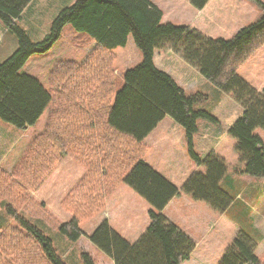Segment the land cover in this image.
<instances>
[{
  "label": "trees",
  "instance_id": "1",
  "mask_svg": "<svg viewBox=\"0 0 264 264\" xmlns=\"http://www.w3.org/2000/svg\"><path fill=\"white\" fill-rule=\"evenodd\" d=\"M31 0H0V22L17 40L16 50L0 64V119L20 129L33 125L47 110L44 130L24 150L10 171L0 168V264H65L52 241L31 219L50 212L32 194L62 158L71 154L84 173L60 200L69 214L54 228L70 241L84 234L80 224L100 214L108 196L124 183L152 207L145 231L129 243L109 223L100 222L88 236L113 264H182L195 243L161 212L179 193L223 214L233 202L221 187L228 165L214 153L190 152L203 172L189 175L180 189L143 161L145 140L165 118L181 126L191 141L197 120V95L184 90L154 64V52L170 49L216 89L241 107L228 129L243 174L264 180V145L255 130H264V91L238 76L237 70L264 46V0H250L261 10L253 22L226 40L205 36L188 26L162 23V9L151 0H76L62 9L41 42H32L17 22ZM209 0H189L202 9ZM89 34L95 42L80 62H59L48 75V89L19 73L28 58L46 52L65 25ZM131 37L142 61L123 74L116 91L114 49ZM191 147V144H189ZM48 222V221H47ZM49 223V222H48ZM51 224V223H50ZM52 225V224H51ZM256 242L237 227L216 264H264ZM82 264H95L85 252Z\"/></svg>",
  "mask_w": 264,
  "mask_h": 264
},
{
  "label": "rangeland",
  "instance_id": "2",
  "mask_svg": "<svg viewBox=\"0 0 264 264\" xmlns=\"http://www.w3.org/2000/svg\"><path fill=\"white\" fill-rule=\"evenodd\" d=\"M75 1L31 0L24 8L17 24L32 42H41L50 33L52 22L58 13L71 6ZM151 1L161 7L163 12L162 23L186 26L184 21L191 16V12L188 9V4L183 0ZM211 13L212 11L209 10L208 15ZM260 15L261 11L257 17ZM206 16L207 14L204 17ZM191 19L196 20L192 23L190 20L189 26L195 22L201 23V21H197L199 19L197 15ZM213 28L212 33L222 34L217 24H214ZM232 36L222 39L228 40ZM94 47L95 42L89 34L84 31H77L69 24L65 25L56 42L46 52L30 56L19 73L36 78L45 89H48V75L57 63L80 62ZM16 48L15 35L0 22V64ZM261 48L253 55L262 56L264 48L262 51ZM113 51L117 91L123 84L124 72L142 61V53L135 46L131 37L125 46L117 47ZM154 54V64L160 70L166 67L164 69H167L168 74L184 90L186 97L197 95L193 109L206 112L212 119H198L196 122L197 132L189 141L185 130L171 118L165 117L146 138L145 144L148 150L143 156V161L158 173L164 172L168 179L177 183L199 168L190 155V150L201 159L213 151L214 154L223 158L228 165L227 178L231 181V185L228 186L231 187L228 190L229 194L235 195L236 191L242 193L243 196L240 201L249 210V214H247L244 209L240 210L238 203H235L229 214L223 215L215 229L200 241L199 239L204 234L203 227L208 216L214 218L217 216L205 204L193 202L187 197L190 202L196 205L190 212H186L190 218L187 226L188 234L196 246L192 253V257H194L192 261H186L182 264H210L209 259L213 261L215 259L217 263L219 258L217 255H221L231 242L237 227L241 228L256 242V255L261 257L264 253V180L242 173L244 166L239 162L233 149L235 141L227 135L232 123L241 116V107L231 96L224 95L209 82L199 80L195 71H191L193 69L190 70L179 59V56L170 49L161 52L155 51ZM255 62L254 60V64L244 63L237 70V74L242 79H244L243 76L250 77L248 78L249 81H252L250 85L254 88L264 87V63ZM262 62H264V58ZM47 115L46 110L33 125L25 129H20L0 119V168L10 171L17 164L26 147L44 130ZM254 133L260 137L264 145V130L257 129ZM172 163H174V167L167 168ZM198 171L202 173L203 168L200 167ZM83 173L82 164L73 155H65L37 191L32 194L36 200L44 203L51 213L50 217L46 216L49 223L42 218L31 219V221L51 239L55 251L65 264H82L80 260L82 252L88 253L95 264H113L107 255L89 242L88 236L99 222L106 220L120 235L130 231L131 234L125 238L129 243H132L134 235L140 233L142 228L147 225L146 221H149V211L152 210V207L130 187L122 183L108 196L105 207L100 214L80 224L84 233L82 237L77 241H70L60 234L57 228H54L53 223L55 220L59 222L69 220L70 216L61 207L60 200ZM175 186L177 187V184ZM170 217L179 218L176 214L171 213ZM182 223L184 222L182 221ZM197 241L198 243H196ZM202 258L207 260L202 262Z\"/></svg>",
  "mask_w": 264,
  "mask_h": 264
},
{
  "label": "crops",
  "instance_id": "3",
  "mask_svg": "<svg viewBox=\"0 0 264 264\" xmlns=\"http://www.w3.org/2000/svg\"><path fill=\"white\" fill-rule=\"evenodd\" d=\"M183 1L186 4H188V9L191 12V16L188 17L187 19H185V21H184L185 23L184 24L186 26H189L188 23H189L190 20H191V23L196 20V19H191V18L195 17L196 15H197V17L199 16V19L197 21H201V23L195 22L192 25H190L189 27L197 30L198 32H200V33H202V34H204L205 36H208V37H215V36H218L219 38L230 37L238 29H240V28H242V27H244V26H246V25H248L250 23H253L258 18L257 15L259 14V11H261L260 8L255 3H253L250 0H209L206 3V5L200 10L195 9L194 7H192V5L190 4V2L188 0H183ZM209 10H211L212 13L208 15ZM206 14H207V16L204 17ZM214 24H217L220 27L219 29L222 31V34H219V33L215 34V33L211 32L212 30H214V28H213ZM263 48H264V46L261 48V51H262ZM154 57H155V54H154ZM263 58H264V52H262V56L261 55H257V54L253 55L246 63H253L254 60L257 63H264V62H262ZM179 59L181 61H183L180 57H179ZM187 66L189 67L190 70L193 69L191 71H195V73H196L195 75H196V77L199 80L202 79V80L206 81L198 73V71L196 69L192 68L189 65H187ZM164 68H166V67H164ZM164 68H163V70L168 73L167 69H164ZM257 74H259V73H257ZM243 78H244V80L247 83L251 84L250 82H252V81H249L250 79H248L250 77H244L243 76ZM255 89L258 90V92H260V93H262L264 91V87L263 86L257 87ZM224 95H226V94H224ZM226 96L229 97V95H226ZM211 152L214 153L213 151H211ZM173 167H174V163H172L171 166L167 167V168H173ZM199 168H200V166H199ZM199 168L196 169V170L198 171ZM161 174L164 177H166L164 172H162ZM188 177H189V175H187L186 177H184L183 179H181L177 183H173V181H171V179H168V177H166V178L168 180H170L174 185L177 184V188L180 189L181 186L183 185V183L185 182V180ZM230 185H231V183L229 184L225 180H223L221 182V187L228 193H229V191H228L229 188H231V187H228ZM234 189H236V188H234ZM231 196L233 198V202H232L231 206L226 210V212H224L223 214H220V215L215 213V216H217L215 218L212 217V216H208V219L206 220V223H205V225L203 227L204 234L201 237V239H199L200 241L205 239L206 235H209L215 229L216 224L220 222V219H221V217L223 215H228L229 214V211L233 208L235 203H238V205L240 206V210L244 209V211L247 214H249L248 208L246 206H244L241 203V201H240L242 196H243V194L240 193L239 191H236L235 195H231ZM194 207H196L195 204L190 202V200L187 199V197L184 196L182 193H179L178 195H176L169 202V204L162 210L161 213L163 215H165L172 223L177 225L182 231H184L186 233V235L190 239H192L189 236V234H188L187 226H188V224L190 222V218H189V216H188V214L186 212H190ZM170 213L171 214H176L179 218L178 219H174V218L170 217ZM145 221H146V219L144 220V222ZM182 221L185 224L182 223ZM146 222H147L146 224L148 225V221H146ZM147 225H145L142 228L140 233H136L134 235V237H133L134 239H132V242L136 241L139 238V236L145 231V228L147 227ZM128 234H131L130 231L127 234L123 233V235H121V236L123 238H125V237L128 236ZM196 243H198V241ZM195 246H196V244H195ZM217 256H220V255H217ZM193 258L194 257H192V254H191L190 259L188 261L189 262L192 261ZM213 258H215V257H213ZM205 260H207V259L206 258H202L201 261L204 262ZM209 261H211L210 264H216L215 259H214V261L209 259L208 262Z\"/></svg>",
  "mask_w": 264,
  "mask_h": 264
}]
</instances>
